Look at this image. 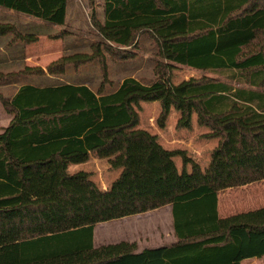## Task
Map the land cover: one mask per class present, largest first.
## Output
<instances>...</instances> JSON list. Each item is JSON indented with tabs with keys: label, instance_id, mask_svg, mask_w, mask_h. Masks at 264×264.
<instances>
[{
	"label": "trees",
	"instance_id": "obj_1",
	"mask_svg": "<svg viewBox=\"0 0 264 264\" xmlns=\"http://www.w3.org/2000/svg\"><path fill=\"white\" fill-rule=\"evenodd\" d=\"M99 40L91 52L65 53L46 67L0 71V83L62 76L68 66L100 60L97 90L87 83L21 84L0 102L12 115L0 132V264H241L264 257V207L222 217L219 191L264 179V0H105V19L88 0ZM68 0H0V6L63 26ZM42 30L0 20L12 45L35 42ZM141 35L155 43V78L125 76L105 88L106 60L138 57ZM178 66L218 75L178 84ZM110 82V79L108 80ZM159 102L164 129L208 128L218 139L204 169L185 149H167L139 128L142 102ZM90 153L117 154L119 175L107 190L71 163ZM180 157L179 170L174 158ZM190 165V170H188ZM170 204L176 241L137 252V243L95 246V225Z\"/></svg>",
	"mask_w": 264,
	"mask_h": 264
},
{
	"label": "rangeland",
	"instance_id": "obj_2",
	"mask_svg": "<svg viewBox=\"0 0 264 264\" xmlns=\"http://www.w3.org/2000/svg\"><path fill=\"white\" fill-rule=\"evenodd\" d=\"M73 1H75V3ZM69 2L70 15L71 13L72 15L69 22L66 21V27L70 34L64 38H59V40L62 42L61 44H63L62 55L76 51L91 52L90 44L95 40H99V37L97 35V30L90 21V14L92 10L89 6V1L69 0ZM95 2L97 17L101 21V19H104L105 17V0H95ZM8 12V8L0 6V20L14 22V20H12V15H9ZM76 12L78 13V22L77 25H73L74 17L77 15ZM60 28L62 29L63 26H56L54 29L48 25L45 29L51 32H56ZM1 38L8 40L10 39V36ZM51 39L52 38L46 37L43 39H38L36 42L24 45V48L26 47V49L32 55V63L39 65L40 67H44V64L50 61L49 58L46 59L45 57V53L51 49L50 45L43 44V42L48 40L50 41ZM41 47L43 52L39 53ZM44 47H47V51H45ZM156 50L157 47L151 37L148 35H141L138 57L136 59L130 61H118L108 56L106 60L108 79L105 84V88L108 90L105 91H111L112 87H116L127 75L132 76L133 74L145 82L153 81L155 78L153 65L157 59L155 54ZM49 63H47L45 67ZM12 67V71H17L20 69V66L17 65ZM204 75L218 77V75L215 73L196 70L187 66H178L170 74L171 82L173 84H178L191 77L198 78ZM41 78L43 77H21L17 82H12L16 83V85L5 87L3 90H0V93L6 96H12V94L16 91L14 89H16L20 84L24 82H39V80L44 81ZM103 78L104 72L100 60H95L79 67L68 66L64 75L48 82L56 81L60 83H88L94 90H97L100 86V83L103 81ZM109 79L110 82L108 81ZM8 84L9 83H0L2 86H6ZM160 111L161 105L159 102H142L141 110L139 112L140 121L138 127L146 129L153 134H157L159 137V142L167 149H185L188 155L191 156L195 161L199 162L205 169L210 160L209 155L211 153V145H213L212 141H214L203 138V135L208 132V128L199 126L196 121V115H194L192 122L194 126L190 131L188 129H176L175 126L179 114L175 109H172L166 122V127L161 129L157 124V118L160 114ZM11 117L12 115L5 110L4 106L0 102V130L3 129V125H5ZM94 155L95 159L91 162L87 169L90 170L89 173H91V179L94 180L100 188L107 190L121 171L120 168L116 167L115 161H113L118 155L112 154L111 156L103 157L95 153ZM174 160L179 170H181V158L176 157ZM189 168L190 165H188V169ZM69 172H73L70 166ZM218 199L219 214L221 216H229L238 212L264 207V179L243 186L223 189L219 191ZM166 210L167 208L162 209L160 212H152L146 216L134 215L132 217H123L111 221L97 223L95 225V246L119 242L126 236V232L129 231H131V233L139 232V234H132L131 236L135 241L141 240L142 243L145 244L148 242L149 245L160 244L162 242L160 238L164 237L163 239L165 240L168 234L173 231L172 226L168 224L166 225ZM158 222L159 225L157 226ZM246 261L247 262H244V264H264V257L250 258Z\"/></svg>",
	"mask_w": 264,
	"mask_h": 264
},
{
	"label": "crops",
	"instance_id": "obj_3",
	"mask_svg": "<svg viewBox=\"0 0 264 264\" xmlns=\"http://www.w3.org/2000/svg\"><path fill=\"white\" fill-rule=\"evenodd\" d=\"M73 2L75 3V1H73ZM97 4H100V3H97ZM8 11H9L8 12L9 15H12V20H14V22L13 21H9V22L16 23L18 26L24 27V28L29 29V30H42V31H40L41 33L39 34L38 39H43V38L48 37L47 35L43 34V32H44L43 30H46L45 29L46 26L49 25L45 21H43V20H41L39 18H34L32 16H28L26 14L17 13V12H15L12 9H8ZM71 15H72V13H71ZM71 15H70V2L68 0L67 11H66V21L67 22H69ZM77 18H78V13H77L76 17H74V24L73 25H77V22H78ZM104 19H105V17H104ZM104 19H101V21L103 22ZM56 26H58V25H53V24L49 25V27H53L54 29H55ZM38 39L36 41H38ZM10 40L11 39L7 40L5 38H1L0 37V71H3V72L12 71L13 70L12 66H14V65L20 66L19 68L23 67L24 65H26V66H39V65H36V64L31 62L32 55L29 53V51L26 49V47L24 48V45L17 44V45L13 46L10 43ZM61 43L62 42H61V40H59V38L58 39H51L50 41L48 40V41L43 42V44H49L50 48H51L50 51H47L46 50L47 47H44L45 51H47L45 53L46 54V56H45L46 59L49 58L50 61H53V60L59 58L62 55L63 44H61ZM42 52H43V49L41 47L40 50H39V53H42ZM50 61H48L47 63H49ZM46 64H44V67H45ZM132 76L133 77H137V76H135L133 74H132ZM41 77H43L41 79H43L44 81L39 80V82H34V83H32V82H24L22 84L26 83V84H33V85H37V86L43 87V86H48V85H53V84L55 85V84L60 83V82H56V81L48 82V81H51L52 79L57 78L56 76H41ZM38 79H40V78H38ZM65 83H73V82H65ZM11 85H16V83H9L6 86L0 85V90H3V88H5V87H11ZM20 86H21V84L19 86H17V88L14 89V90H18V88ZM9 90H10V88H9ZM11 119H12V117L9 118L8 122L5 125H3V128H5L9 124ZM193 126H194V124H193ZM2 130L3 129H1L0 132ZM209 140H214V141H212L213 145L210 144L212 146L211 147V151H212V149L217 145L218 139L213 138V139H209ZM94 159H95L94 153H90L89 154V158H88L87 161L78 162V163H71L70 164V168L73 171L72 173H75V172H78V171L89 172L90 170L87 169V168L89 167V165L91 164V162ZM188 170H190V168ZM166 208H167V210L165 211V213L167 214L166 225L168 224V225L172 226V228H173V214H172V207H171L170 204L162 206V207L157 208L155 210H151V211H147L145 213H139V214H135V215L146 216V215L151 214L152 212H160V211H162V209H166ZM218 210H219V203H218ZM132 216H134V215L125 216V217H132ZM222 217H226V216H222ZM158 225H159V222L157 223V226ZM132 234H139V232L138 233H131V231L126 232V236L123 239H121L120 241L136 242L137 243V252H140V251H142L144 249L159 248V247H161V246H163L165 244H171V243L176 241V237H175V234H174V228H173V231L168 234V236H167V238L165 240L163 239L164 237H161L160 239L162 240V242L160 244H156V245L155 244L149 245L148 242L144 244V243H142L141 240L135 241L131 237ZM95 239H96V237H95V233H94V243H95ZM113 243H117V242H113ZM248 259H250V258H248ZM248 259H244L241 262V264H244V262H247L246 260H248Z\"/></svg>",
	"mask_w": 264,
	"mask_h": 264
}]
</instances>
